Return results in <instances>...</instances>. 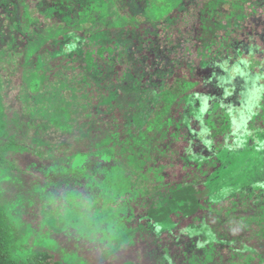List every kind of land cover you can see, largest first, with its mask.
<instances>
[{"label": "trees", "instance_id": "trees-1", "mask_svg": "<svg viewBox=\"0 0 264 264\" xmlns=\"http://www.w3.org/2000/svg\"><path fill=\"white\" fill-rule=\"evenodd\" d=\"M7 169L0 264H264V0H0Z\"/></svg>", "mask_w": 264, "mask_h": 264}, {"label": "rangeland", "instance_id": "rangeland-1", "mask_svg": "<svg viewBox=\"0 0 264 264\" xmlns=\"http://www.w3.org/2000/svg\"><path fill=\"white\" fill-rule=\"evenodd\" d=\"M224 7L229 10L228 4H225ZM179 16H182V13H179ZM179 19L180 18L178 16H175L173 18V21H171L173 23L170 24L169 26L172 27L175 31L177 30V27L179 29H181L182 31H184V30L185 31L187 30L189 32L192 31V26H193L192 20H191V22H188L187 19H186V21H180L181 19L180 20ZM225 19H223V20H225ZM183 20H185V19H183ZM166 23H164V24L161 23L160 26H167L168 24H166ZM224 23L226 24L227 21L226 22L223 21V23H221V24H224ZM198 25H199V23L197 21H195V24H194L195 28H197ZM96 28L97 27H95L94 29H96ZM222 30H217V32H216V34L220 35V36H218L219 38H218L217 42H219L220 37H223L225 35V31H222ZM95 45H97V44H95ZM194 51L192 52L193 54H191L192 55L191 56L192 57L191 60L193 62L198 60V58L200 57V53L204 54V51H202V52H200L198 54L195 53ZM229 53H230V51H229ZM75 62L76 63H74V61L72 60V63H73L74 66H77V65L81 66V64L83 65V63H80L78 61H75ZM9 172L12 173V175H8ZM22 181H24L25 184L28 183V181H27L25 176H20V174L16 175L14 172H11L9 169L0 170V201H2V200L12 201V199H14L13 201H18L19 204L22 201H24L25 196H23V197L21 196V194L25 195L22 192V190H23L22 189L23 188V186H22L23 183H21ZM26 206H28V204ZM49 209L50 208L45 210V212H49ZM29 215L30 214H26V210H24V208H23L22 213H16L15 214V216H16L15 221H17L19 223H23V222L33 223L32 221H36V220L32 219L31 216L29 217ZM56 220H57V218L56 217H52L51 213H49V214H47V216L45 215V218L42 219L41 221H45L44 222V226L46 228L51 229L52 231L56 232V230L59 231L61 229V225L64 223L65 218H64V216H60L59 217V221H56ZM167 222L170 223V220L168 219ZM59 224H60V226H58ZM148 224L150 225V223H148ZM150 226H152V229H153L154 232L160 231V227H158L157 224H151ZM136 229H137V227H136ZM131 231H132V229H125L124 232L128 235ZM124 232L120 233L121 236H122L121 240L125 239V233ZM31 242H33V241L31 240ZM138 257H140V261L141 262L144 261V260L145 261L147 260V259L142 258V256H138ZM149 261L151 262V260H149Z\"/></svg>", "mask_w": 264, "mask_h": 264}]
</instances>
